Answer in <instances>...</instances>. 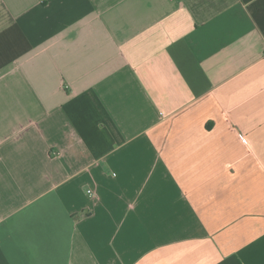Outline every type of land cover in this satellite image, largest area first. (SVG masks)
Returning <instances> with one entry per match:
<instances>
[{
  "label": "crops",
  "instance_id": "crops-1",
  "mask_svg": "<svg viewBox=\"0 0 264 264\" xmlns=\"http://www.w3.org/2000/svg\"><path fill=\"white\" fill-rule=\"evenodd\" d=\"M0 264H264V0H0Z\"/></svg>",
  "mask_w": 264,
  "mask_h": 264
},
{
  "label": "built area",
  "instance_id": "built-area-1",
  "mask_svg": "<svg viewBox=\"0 0 264 264\" xmlns=\"http://www.w3.org/2000/svg\"><path fill=\"white\" fill-rule=\"evenodd\" d=\"M89 192H91V190H89Z\"/></svg>",
  "mask_w": 264,
  "mask_h": 264
}]
</instances>
